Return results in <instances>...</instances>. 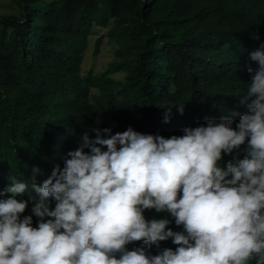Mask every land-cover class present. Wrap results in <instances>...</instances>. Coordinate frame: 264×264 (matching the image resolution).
<instances>
[{
  "label": "clouds",
  "instance_id": "9594fccd",
  "mask_svg": "<svg viewBox=\"0 0 264 264\" xmlns=\"http://www.w3.org/2000/svg\"><path fill=\"white\" fill-rule=\"evenodd\" d=\"M248 55L247 111L170 136L86 126L41 182L9 175L0 264H264V42Z\"/></svg>",
  "mask_w": 264,
  "mask_h": 264
},
{
  "label": "trees",
  "instance_id": "16d2710c",
  "mask_svg": "<svg viewBox=\"0 0 264 264\" xmlns=\"http://www.w3.org/2000/svg\"><path fill=\"white\" fill-rule=\"evenodd\" d=\"M16 1L20 14L0 18V188L9 175L30 182L32 165L41 182L86 126L170 136L247 111L240 98L248 54L264 42V0ZM95 35V52L107 40L114 58L83 75Z\"/></svg>",
  "mask_w": 264,
  "mask_h": 264
},
{
  "label": "rangeland",
  "instance_id": "374dc122",
  "mask_svg": "<svg viewBox=\"0 0 264 264\" xmlns=\"http://www.w3.org/2000/svg\"><path fill=\"white\" fill-rule=\"evenodd\" d=\"M19 14L20 7L16 0H0V18L12 15L18 16ZM105 32L106 30H103L101 34H104ZM97 37L98 35H95L90 39L89 48L85 54L83 63V75H86L89 72L99 73L104 71L114 58V48L107 42V40L104 42L101 52H95L94 45ZM117 77H122V75H118Z\"/></svg>",
  "mask_w": 264,
  "mask_h": 264
},
{
  "label": "bare ground",
  "instance_id": "6f19581e",
  "mask_svg": "<svg viewBox=\"0 0 264 264\" xmlns=\"http://www.w3.org/2000/svg\"><path fill=\"white\" fill-rule=\"evenodd\" d=\"M239 51V50H238Z\"/></svg>",
  "mask_w": 264,
  "mask_h": 264
}]
</instances>
